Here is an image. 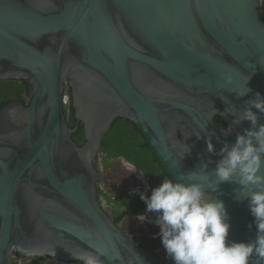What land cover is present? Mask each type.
I'll use <instances>...</instances> for the list:
<instances>
[{
	"label": "water",
	"instance_id": "95a60500",
	"mask_svg": "<svg viewBox=\"0 0 264 264\" xmlns=\"http://www.w3.org/2000/svg\"><path fill=\"white\" fill-rule=\"evenodd\" d=\"M4 79H23L29 100L0 108V264L16 255L77 263L70 253L82 249L106 253L103 264H174L138 249L104 209L95 159L123 117L170 179L203 163L212 172L221 157L207 151L208 135L217 152L234 143L250 122L234 125L228 112L264 96V0H0ZM239 187L206 192L229 213L227 240L248 242L256 226Z\"/></svg>",
	"mask_w": 264,
	"mask_h": 264
},
{
	"label": "clouds",
	"instance_id": "9594fccd",
	"mask_svg": "<svg viewBox=\"0 0 264 264\" xmlns=\"http://www.w3.org/2000/svg\"><path fill=\"white\" fill-rule=\"evenodd\" d=\"M250 91L245 86L236 93L244 97ZM245 105L242 112H228L235 116L234 125L250 122L249 128L237 132L234 143L225 141L217 152L212 134L206 139L207 151L221 157L212 172H207L208 164L203 163L201 171L188 173L187 179L183 174L175 181L165 177L150 196L140 193L146 214H137L134 219L140 224L147 221L159 227L153 238H160L167 258L174 264L264 262V123H260V116L264 115V96L256 92L255 98L245 101ZM225 182L240 185L235 190L236 199L248 201L256 226L255 238L248 242L227 240L231 227L229 213L223 200L211 198L206 192V189L216 191ZM147 213H154L155 219ZM248 227L251 229L252 224ZM70 254L79 264H103L101 257L107 255L99 249H82Z\"/></svg>",
	"mask_w": 264,
	"mask_h": 264
},
{
	"label": "trees",
	"instance_id": "16d2710c",
	"mask_svg": "<svg viewBox=\"0 0 264 264\" xmlns=\"http://www.w3.org/2000/svg\"><path fill=\"white\" fill-rule=\"evenodd\" d=\"M65 94L69 96V101L64 102V112L69 126L73 128L77 119L68 82ZM16 100L28 103V84L23 79L0 80V108ZM215 122L223 127L227 126L220 116L215 117ZM73 139L79 145L85 143L83 123H80L79 129L73 134ZM123 159L144 172L151 185L148 191L138 192L125 189L124 182L131 171L124 167ZM95 166L101 173L98 187L99 199L104 209L132 238L138 249L151 257L166 256L160 238L158 236L153 238L154 234L159 232V227L147 221L140 224L138 220L134 219L137 214H146V205L140 199V193L150 196L153 188L159 186L165 177L169 178L148 145L145 135L135 123L123 117L114 121L103 139L102 148L95 159ZM149 214L147 213V215Z\"/></svg>",
	"mask_w": 264,
	"mask_h": 264
},
{
	"label": "flooded vegetation",
	"instance_id": "af4514ba",
	"mask_svg": "<svg viewBox=\"0 0 264 264\" xmlns=\"http://www.w3.org/2000/svg\"><path fill=\"white\" fill-rule=\"evenodd\" d=\"M69 101V98H68ZM67 101V102H68ZM75 113V111H74ZM123 163L125 166H127L128 169H130L134 176L135 174H137L135 177L137 179L138 185H136L134 188L129 189L132 191H137L141 192V191H148L151 188L150 182L148 180V178L146 177V175L144 174V172L142 170H140L137 166H135L134 164H132L131 162L123 159ZM152 214L150 213L148 216L150 217ZM79 263V262H77Z\"/></svg>",
	"mask_w": 264,
	"mask_h": 264
},
{
	"label": "built area",
	"instance_id": "2783aa9c",
	"mask_svg": "<svg viewBox=\"0 0 264 264\" xmlns=\"http://www.w3.org/2000/svg\"><path fill=\"white\" fill-rule=\"evenodd\" d=\"M13 264H79V263L57 261L52 258H45V257L17 256L14 258Z\"/></svg>",
	"mask_w": 264,
	"mask_h": 264
},
{
	"label": "rangeland",
	"instance_id": "374dc122",
	"mask_svg": "<svg viewBox=\"0 0 264 264\" xmlns=\"http://www.w3.org/2000/svg\"><path fill=\"white\" fill-rule=\"evenodd\" d=\"M124 167L126 169H128L127 166L124 165ZM128 170L131 171L130 169H128ZM136 175L137 174H135V176H134L133 172L131 171V173L128 175L127 180L124 182L125 189L129 190V189L134 188L136 185H138L137 179L135 178V177H137ZM151 214L152 215L150 217L152 219H155V214L154 213H151Z\"/></svg>",
	"mask_w": 264,
	"mask_h": 264
}]
</instances>
